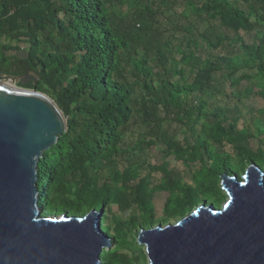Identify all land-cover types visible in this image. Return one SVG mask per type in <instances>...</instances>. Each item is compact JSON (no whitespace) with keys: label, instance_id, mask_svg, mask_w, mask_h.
<instances>
[{"label":"trees","instance_id":"obj_1","mask_svg":"<svg viewBox=\"0 0 264 264\" xmlns=\"http://www.w3.org/2000/svg\"><path fill=\"white\" fill-rule=\"evenodd\" d=\"M0 71L63 111L38 202L100 213L103 264H141L124 252L141 229L264 169V106L246 103L264 100V0H0Z\"/></svg>","mask_w":264,"mask_h":264},{"label":"water","instance_id":"obj_2","mask_svg":"<svg viewBox=\"0 0 264 264\" xmlns=\"http://www.w3.org/2000/svg\"><path fill=\"white\" fill-rule=\"evenodd\" d=\"M18 81L37 76L0 71V264H103L100 213H43L38 162L67 121L49 95ZM221 185L228 196L220 207L203 202L139 231L147 264H264V169L223 173Z\"/></svg>","mask_w":264,"mask_h":264},{"label":"rangeland","instance_id":"obj_3","mask_svg":"<svg viewBox=\"0 0 264 264\" xmlns=\"http://www.w3.org/2000/svg\"><path fill=\"white\" fill-rule=\"evenodd\" d=\"M25 45L24 44H22V47H24ZM20 54H23V51H21L20 52ZM14 86H16V87H20V86H18L16 83L14 84ZM232 99H234L233 97H232ZM248 105H252V106H254L255 108H259V107H262V106H264V100L263 99H261V98H258V97H252V98H250L247 102H246ZM157 160H159V158L157 157V155H153V157H152V161H157ZM248 168V167H247ZM241 175H242V173H241ZM223 191H224V194H225V197L223 198V199H221L220 201H219V203H217L218 201H213V203L215 204V203H217V204H219V207L226 201V199H227V193H226V191L223 189ZM163 200H164V195L163 194H161V193H159L157 196H156V198H155V203H156V206H157V208H158V210L161 208V205H162V202H163ZM212 203V204H213ZM216 205V204H215ZM63 213H65V212H63ZM52 214H55V213H52ZM67 214V213H66ZM70 215V214H69ZM73 215V214H72ZM180 217V216H179ZM179 217H176V218H174L173 220H171V221H169L170 223L171 222H175ZM168 222V223H169ZM167 224V223H166ZM138 229V228H137ZM146 229V228H145ZM139 233V232H138ZM138 233L136 234V235H134L135 236V239H136V241H137V243L133 246V248L131 249V250H124V252H126L131 258H138L139 259V261L141 262V264H144V262H145V264H147L148 263V258H147V254H146V250H145V245H143V244H140L139 242H138V238H137V235H138ZM106 233L104 232V235H105ZM106 237V239H107V246L106 247H104V248H107V247H109V248H111L112 247V244L110 243V240H109V238H107V236H105ZM114 246V245H113ZM140 250L141 251H143V252H145V261L143 260V257H142V255H141V253H140ZM103 258H104V254H103ZM103 260V259H102ZM104 261V260H103ZM133 264H136L135 262L133 263ZM140 264V263H139Z\"/></svg>","mask_w":264,"mask_h":264},{"label":"bare ground","instance_id":"obj_4","mask_svg":"<svg viewBox=\"0 0 264 264\" xmlns=\"http://www.w3.org/2000/svg\"><path fill=\"white\" fill-rule=\"evenodd\" d=\"M5 82H6L7 84H9V81H8V80H6Z\"/></svg>","mask_w":264,"mask_h":264}]
</instances>
